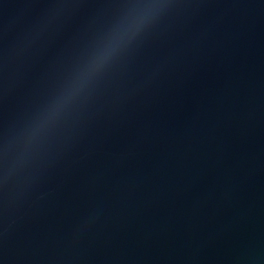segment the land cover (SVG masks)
Returning <instances> with one entry per match:
<instances>
[{
	"label": "water",
	"instance_id": "water-1",
	"mask_svg": "<svg viewBox=\"0 0 264 264\" xmlns=\"http://www.w3.org/2000/svg\"><path fill=\"white\" fill-rule=\"evenodd\" d=\"M0 264H264V0H0Z\"/></svg>",
	"mask_w": 264,
	"mask_h": 264
},
{
	"label": "clouds",
	"instance_id": "clouds-1",
	"mask_svg": "<svg viewBox=\"0 0 264 264\" xmlns=\"http://www.w3.org/2000/svg\"><path fill=\"white\" fill-rule=\"evenodd\" d=\"M146 23V15H137L125 18L115 25L84 61L75 78L68 82L62 93L40 115L37 130H42L46 125L53 123L61 111L73 102L76 95L98 76L113 58L135 40Z\"/></svg>",
	"mask_w": 264,
	"mask_h": 264
}]
</instances>
